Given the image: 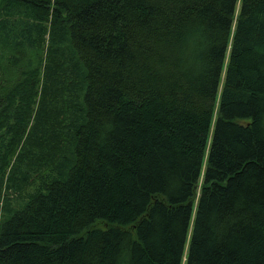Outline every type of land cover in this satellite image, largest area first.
<instances>
[{
	"label": "trees",
	"instance_id": "obj_1",
	"mask_svg": "<svg viewBox=\"0 0 264 264\" xmlns=\"http://www.w3.org/2000/svg\"><path fill=\"white\" fill-rule=\"evenodd\" d=\"M0 264H264V0H0Z\"/></svg>",
	"mask_w": 264,
	"mask_h": 264
}]
</instances>
